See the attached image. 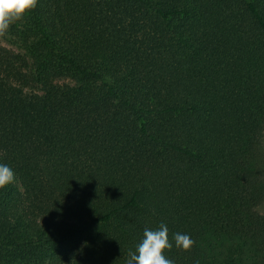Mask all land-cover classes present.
I'll use <instances>...</instances> for the list:
<instances>
[{"label":"trees","instance_id":"trees-1","mask_svg":"<svg viewBox=\"0 0 264 264\" xmlns=\"http://www.w3.org/2000/svg\"><path fill=\"white\" fill-rule=\"evenodd\" d=\"M0 36V264H125L162 223L174 264H264V0H37Z\"/></svg>","mask_w":264,"mask_h":264},{"label":"clouds","instance_id":"clouds-1","mask_svg":"<svg viewBox=\"0 0 264 264\" xmlns=\"http://www.w3.org/2000/svg\"><path fill=\"white\" fill-rule=\"evenodd\" d=\"M36 4L37 0H0V33H6L13 21L24 18ZM14 182L13 169L0 163V189ZM174 242L177 248L184 251L194 244L192 238L184 233H176ZM172 248L173 242L169 240L166 224H160L156 230L145 228L143 238L134 250L129 251L125 264H174V261L165 255V252Z\"/></svg>","mask_w":264,"mask_h":264},{"label":"rangeland","instance_id":"rangeland-1","mask_svg":"<svg viewBox=\"0 0 264 264\" xmlns=\"http://www.w3.org/2000/svg\"><path fill=\"white\" fill-rule=\"evenodd\" d=\"M5 39H6V40H5ZM0 42H1L3 45L7 46V47H11V48H13V49H17V50H18V48L15 47L16 44H14V43L12 42V40H10V39H8V38H3L2 36H0ZM263 157H264V143H263ZM263 161H264V159H263ZM263 166H264V165H263ZM257 210H258L259 212H263V211H264V204L258 206Z\"/></svg>","mask_w":264,"mask_h":264}]
</instances>
